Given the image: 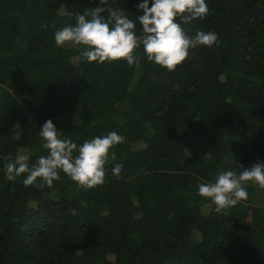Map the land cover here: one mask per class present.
<instances>
[{"label":"trees","instance_id":"obj_1","mask_svg":"<svg viewBox=\"0 0 264 264\" xmlns=\"http://www.w3.org/2000/svg\"><path fill=\"white\" fill-rule=\"evenodd\" d=\"M143 2L107 7L139 35ZM205 2L203 19L176 22L217 42L166 71L142 47L137 68L56 45L55 31L99 0H0V264H264V188L249 182L226 213L197 194L222 171L264 164V0ZM47 120L78 146L123 137L102 185L5 178L19 155L31 166L48 154L38 135Z\"/></svg>","mask_w":264,"mask_h":264},{"label":"clouds","instance_id":"obj_2","mask_svg":"<svg viewBox=\"0 0 264 264\" xmlns=\"http://www.w3.org/2000/svg\"><path fill=\"white\" fill-rule=\"evenodd\" d=\"M100 5L75 14V25L55 31L57 46L70 44L82 49L78 61L89 63L125 61L129 66L140 67L136 49H143L147 61L166 71H173L188 57L189 50L200 46H213L218 36L212 31H197L186 35L177 19L183 23L203 19L208 13L205 0H148L137 5L143 15L137 18L141 34L137 35L136 22L120 8L107 7L108 0H99ZM107 14L105 17L104 14ZM51 120H47L38 133L46 156H41L29 165V156L19 155L5 166V178L14 181L22 174L25 186L51 187L60 179L61 173L68 177L77 189L90 190L104 183L106 165L116 159L110 150L123 142L116 132L96 136L77 145L71 139H61ZM76 152L77 155L73 156ZM122 165L116 163L112 173L121 172ZM42 183L37 184V180ZM249 182L264 188V164L260 162L240 170L220 172L213 182L200 183L198 195L209 199L214 211L221 213L248 198L245 185Z\"/></svg>","mask_w":264,"mask_h":264},{"label":"rangeland","instance_id":"obj_3","mask_svg":"<svg viewBox=\"0 0 264 264\" xmlns=\"http://www.w3.org/2000/svg\"><path fill=\"white\" fill-rule=\"evenodd\" d=\"M60 48H67V49H71L73 48L70 44H66L64 46H59ZM264 196V195H263ZM264 201V200H263ZM264 203V202H263Z\"/></svg>","mask_w":264,"mask_h":264}]
</instances>
